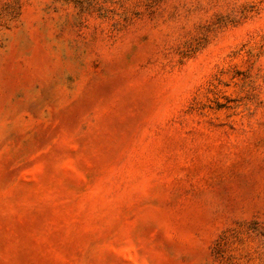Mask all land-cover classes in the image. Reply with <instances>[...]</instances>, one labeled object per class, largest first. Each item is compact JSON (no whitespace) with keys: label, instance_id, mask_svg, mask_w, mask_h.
<instances>
[{"label":"rangeland","instance_id":"374dc122","mask_svg":"<svg viewBox=\"0 0 264 264\" xmlns=\"http://www.w3.org/2000/svg\"><path fill=\"white\" fill-rule=\"evenodd\" d=\"M0 264H264V0H0Z\"/></svg>","mask_w":264,"mask_h":264}]
</instances>
